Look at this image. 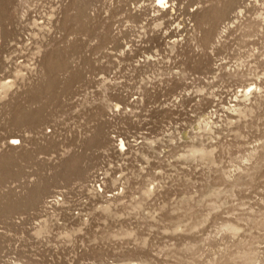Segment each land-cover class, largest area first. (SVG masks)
Returning <instances> with one entry per match:
<instances>
[{
	"label": "rangeland",
	"instance_id": "1",
	"mask_svg": "<svg viewBox=\"0 0 264 264\" xmlns=\"http://www.w3.org/2000/svg\"><path fill=\"white\" fill-rule=\"evenodd\" d=\"M169 1L0 0V264H264V0Z\"/></svg>",
	"mask_w": 264,
	"mask_h": 264
},
{
	"label": "bare ground",
	"instance_id": "2",
	"mask_svg": "<svg viewBox=\"0 0 264 264\" xmlns=\"http://www.w3.org/2000/svg\"><path fill=\"white\" fill-rule=\"evenodd\" d=\"M158 2V0H157ZM169 0H164V3L161 4L160 2H158V5L157 7H165L167 4H169ZM80 3H83V2H80ZM229 8L226 7V6H222L220 9H218L217 13L213 15L209 14L210 12L209 11H202L200 13V15H196L198 17V24L200 26H204V27H213L212 31L210 32V35L208 37V44H211L213 42V39L218 37L219 35H222L223 33L226 32V30L229 31V25L228 24H225L222 28V30H219L217 27H220V24H222L224 22V20L226 19V12ZM225 11L224 13L220 14L218 16V12H221V11ZM239 13H241V11H239ZM199 14V13H198ZM78 22V21H76ZM252 25H254V29L255 31L258 32V30L260 28H262L264 26V18H262L261 20H259L257 23H253V24H249L248 22H241L237 25V27H241V26H246V27H253ZM256 88V87H255ZM251 92V88L248 86V87H245L244 88V92H243V96L244 98H247L248 97V94ZM118 105V103H116ZM120 145L121 146H124L125 145V142L123 141V139L120 140ZM90 164H85L83 167L80 168V170L74 175V176H71V177H68L66 179H64L62 181V183L64 184H69L70 182H73V181H80L81 179L83 180V178L86 177V174L88 173L87 171L89 170L88 167H89ZM56 182H60L59 180L58 181H52V182H49L47 184H45L43 187H41L31 198L30 202H29V206L31 205H34L36 202L38 203V201L40 200V198L43 197V195L49 190V188L55 184ZM57 193H60V192H57ZM60 196H64V194H58ZM52 208V207H51ZM13 264H19V263H13Z\"/></svg>",
	"mask_w": 264,
	"mask_h": 264
},
{
	"label": "built area",
	"instance_id": "3",
	"mask_svg": "<svg viewBox=\"0 0 264 264\" xmlns=\"http://www.w3.org/2000/svg\"><path fill=\"white\" fill-rule=\"evenodd\" d=\"M117 143H118V140H117ZM118 147L120 148L121 146H118ZM94 175H95L94 176V179L92 177L93 181H91L92 179L89 181V183H90L89 186H91V188H93L96 191H102L103 190V187H104V180L99 177V174L98 173H96ZM86 186L89 187L88 186V183H86ZM58 194H62V192H60V193H56L55 192V193H53L51 195L50 200L47 201V204L49 206L52 207V206H55V205H57L59 203H62L64 201L63 200V197L60 196V195H58Z\"/></svg>",
	"mask_w": 264,
	"mask_h": 264
},
{
	"label": "snow or ice",
	"instance_id": "4",
	"mask_svg": "<svg viewBox=\"0 0 264 264\" xmlns=\"http://www.w3.org/2000/svg\"><path fill=\"white\" fill-rule=\"evenodd\" d=\"M158 2H160L161 4L164 3V0H158ZM13 143H17L16 141H13Z\"/></svg>",
	"mask_w": 264,
	"mask_h": 264
}]
</instances>
